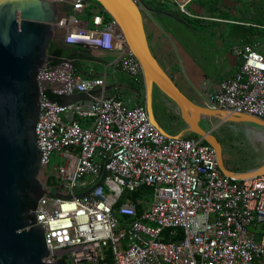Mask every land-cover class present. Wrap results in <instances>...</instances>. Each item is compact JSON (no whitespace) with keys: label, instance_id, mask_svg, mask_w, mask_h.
Segmentation results:
<instances>
[{"label":"built area","instance_id":"2783aa9c","mask_svg":"<svg viewBox=\"0 0 264 264\" xmlns=\"http://www.w3.org/2000/svg\"><path fill=\"white\" fill-rule=\"evenodd\" d=\"M45 1L56 5L54 38L67 47L87 46L91 56L114 54L105 68L144 81L124 37L97 2ZM166 1L191 16L186 10L191 0ZM85 10L88 22L78 17ZM239 44L233 48L238 70L203 106L264 122V45ZM62 61L44 63L37 74L35 137L47 191L35 221L45 232L43 263L101 264L110 246L114 264H264V233L256 241L248 232L264 223V176L247 181L223 176L215 150L202 139L166 136L145 105L129 107L117 94L98 93L104 74L79 73L70 60ZM49 93L85 99L63 107ZM143 186L151 189L148 201L126 198L116 206L124 193ZM141 205L146 208L139 213Z\"/></svg>","mask_w":264,"mask_h":264},{"label":"water","instance_id":"95a60500","mask_svg":"<svg viewBox=\"0 0 264 264\" xmlns=\"http://www.w3.org/2000/svg\"><path fill=\"white\" fill-rule=\"evenodd\" d=\"M115 22L128 47L141 66L145 85V107L150 121L163 134L151 110V94L156 88L170 100L193 134L216 152L223 176L236 181L264 176L262 164L245 172L230 171L222 158V147L213 132L224 124H252L264 129L256 118L223 110H211L190 101L161 68L151 52L143 26L142 10L167 14L146 7L143 0H94ZM56 5L45 0H0V264H46L44 230L36 225L35 210L47 187L39 180L40 152L36 146L35 125L39 113L37 74L46 63H60L47 54L54 38L51 24ZM58 39V40H57ZM86 53L87 46H80ZM85 99L84 95L62 96L58 103L66 107ZM206 120L214 124L201 126ZM166 135V134H165ZM167 136V135H166ZM105 173L102 174V180ZM95 187V186H94ZM94 187L77 198L85 197ZM52 264H66L57 260Z\"/></svg>","mask_w":264,"mask_h":264},{"label":"crops","instance_id":"0c3cea01","mask_svg":"<svg viewBox=\"0 0 264 264\" xmlns=\"http://www.w3.org/2000/svg\"><path fill=\"white\" fill-rule=\"evenodd\" d=\"M193 1L191 0L186 6ZM143 2L149 9L167 12V14H161L142 10V12H145L144 15L142 13L144 31L153 56L183 95L193 103L203 106L206 96L215 92L220 82L230 78L238 70L240 61L237 60L233 48L237 43H246L237 36V31H242L241 28L247 27V23L228 17L220 20L216 18L209 20L211 18L202 17L200 13H191L189 11L188 13L191 16L180 13L189 20L188 23H185L173 16L172 11H168L165 8L166 5H169L166 0L163 5L156 7L153 5L152 0H143ZM173 5L177 6L176 4ZM78 17L82 21L88 22L90 20V12L85 10ZM209 21L216 22L218 25L215 23L211 26ZM228 25L231 26L229 30L226 29ZM213 27H216L214 34L218 35L213 42L211 40L209 42L206 41V37L210 39L207 34L209 32L204 33L197 30V28L207 30ZM79 50L82 51L83 49L80 48ZM75 55L91 56L87 52L76 53ZM91 57L111 59L110 63L101 62L102 64L98 69L103 71L105 75L104 87L103 89H97L98 93L102 90L105 96L117 94L128 105L130 100L126 93L130 92L135 95V99L140 103L138 105H144L142 99L143 94L145 95L144 81L142 82L143 88L137 90L132 86V79L120 70H116L113 66L105 68L106 65L112 64L116 60L114 54H95ZM206 68L211 71L210 76L206 75ZM83 70V72L87 71L84 68ZM117 72L120 74L119 80L115 78ZM103 74H97V76ZM107 77L113 78L112 81L108 82ZM173 112L179 130L175 134H170L163 130L159 123L155 121L159 128L169 137H188L193 135L185 133L187 127L181 120L176 107L173 108ZM178 123L180 124L178 125ZM200 124L203 128L209 129L214 124V121L210 123L203 120ZM224 162L226 167L232 172L238 173L250 170L234 171L229 160Z\"/></svg>","mask_w":264,"mask_h":264},{"label":"rangeland","instance_id":"374dc122","mask_svg":"<svg viewBox=\"0 0 264 264\" xmlns=\"http://www.w3.org/2000/svg\"><path fill=\"white\" fill-rule=\"evenodd\" d=\"M165 8L173 13L178 12V7L173 4L166 5ZM209 8L213 10L210 11ZM186 10L191 13H200L202 17H213L209 20H213L214 18L220 20L223 18L226 19L227 17L234 20H241L247 23L253 30L261 33L254 43L264 45V32L262 30V28H264V0H194L190 5L186 6ZM142 13L144 15L145 12ZM215 23L216 22L209 21L211 26ZM216 25L218 24L216 23ZM230 27L231 26L228 25L226 29L229 30ZM215 29L216 27L207 30L197 28L199 32H209L207 34L210 39L206 37L207 42H209V40L213 42V40L215 41L218 37V35L214 34V31H216ZM239 45L240 44L237 43L234 47ZM79 51L78 48L75 50V52ZM236 58L239 61L238 57ZM110 61L111 59L106 58L97 59L92 57L88 58L86 56L85 58H80V63L83 68L86 70L93 69L96 75L103 74V71L98 69L102 63H110ZM206 69V75L210 76L211 71L208 70V68ZM119 77L120 74L117 72L115 78L119 80ZM112 79L111 77H107L108 82H111ZM131 82L133 84L132 86L135 87V82L133 80ZM152 93L154 95L151 94V110L155 121L159 123V126L166 132L175 134L179 128L173 116L174 104L159 94L157 90H153ZM126 95L130 100L128 102L129 107L140 104L135 99L134 94L127 92ZM179 124L180 123H178V125ZM214 132H217V135L224 139L223 144H221L222 158L224 161L229 160V163L234 169L237 168L243 171L258 167L262 164L264 160V143L260 138L256 137L255 133L264 134L263 128L247 123L231 124L226 125L222 130L216 129ZM38 178L40 182L43 181L42 173L39 174ZM248 232L256 234V241H258V234L264 232V223H257L255 226L248 227Z\"/></svg>","mask_w":264,"mask_h":264},{"label":"trees","instance_id":"16d2710c","mask_svg":"<svg viewBox=\"0 0 264 264\" xmlns=\"http://www.w3.org/2000/svg\"><path fill=\"white\" fill-rule=\"evenodd\" d=\"M93 2H95L94 0H91ZM153 2V5L156 7V6H161L163 5V2H159V1H155V0H152ZM210 11H212L213 9L212 8H209ZM173 16H176L179 20L185 22V23H188V18L181 15L180 12L178 13H172ZM209 18H213V17H209ZM242 31H237L238 34L237 36L240 37V39H242L244 42L246 43H251L253 44L257 37H259L261 35V33L253 30V28L247 26V27H243L241 28ZM78 47H67V46H64L60 41L58 43H49L48 45V48H47V54L57 60H70L71 61V64L73 66V68L75 69L76 72H79V73H84L83 71V66L81 65L80 63V58H85V55H75L73 54V52L77 49ZM80 49V48H78ZM91 57V56H88V58ZM143 88V85H142V81L140 83H135V89L137 90H140ZM158 91V90H157ZM159 92V91H158ZM159 94H161L159 92ZM162 95V94H161ZM163 96V95H162ZM164 98H166L165 96H163ZM48 98L51 100V101H55V102H58V98L59 97H56V96H53L49 93L48 95ZM167 99V98H166ZM168 100V99H167ZM170 101V100H169ZM79 122H81L80 119H78ZM226 125H231V124H224V125H221L218 130H222V128H224ZM213 134L216 136L218 142L220 144H223L224 142V139L223 138H220L218 135H217V132H213ZM188 137H196L195 135H190ZM234 171H242V170H239V169H233ZM245 171V170H243ZM150 194H151V189L148 188V187H140L138 189H136L135 191L133 192H130V193H124L122 195V197L119 198V200L117 201V205L116 206H119L121 205L122 203L125 202L126 198H130L132 201H135L136 199L138 198H144L146 201L149 200V197H150ZM146 207L143 205L141 206H138V212L141 213ZM119 221L120 223H126L127 219L126 218H119ZM264 233V232H263ZM103 254H104V260L101 262V264H114V257H113V254H112V249L111 247H106L104 250H103ZM69 264V263H67Z\"/></svg>","mask_w":264,"mask_h":264},{"label":"flooded vegetation","instance_id":"af4514ba","mask_svg":"<svg viewBox=\"0 0 264 264\" xmlns=\"http://www.w3.org/2000/svg\"><path fill=\"white\" fill-rule=\"evenodd\" d=\"M50 43H55V42H54V40H53V41H51ZM153 90L155 91V90H157V89L154 88ZM152 94H153V93H152ZM153 95H154V94H153ZM153 95H152V96H153ZM142 99H143V104L145 105L146 97H145L144 94H143V96H142ZM255 134H256V137H257V138H260V140L264 143V134H258V133H255Z\"/></svg>","mask_w":264,"mask_h":264}]
</instances>
